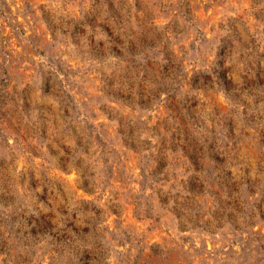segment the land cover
<instances>
[{"label": "clouds", "instance_id": "obj_1", "mask_svg": "<svg viewBox=\"0 0 264 264\" xmlns=\"http://www.w3.org/2000/svg\"><path fill=\"white\" fill-rule=\"evenodd\" d=\"M20 14L0 17V81L26 73L0 82V264H264V0Z\"/></svg>", "mask_w": 264, "mask_h": 264}, {"label": "rangeland", "instance_id": "obj_2", "mask_svg": "<svg viewBox=\"0 0 264 264\" xmlns=\"http://www.w3.org/2000/svg\"><path fill=\"white\" fill-rule=\"evenodd\" d=\"M26 2L27 0H13L12 8H8V9H5L4 12H0V17H3L5 15L11 16V21L9 20L4 21V24L7 26L4 28V31L7 32L10 29H13L15 26L21 25L25 21V16L20 13L24 11ZM17 6L19 7L17 8ZM13 9H16V12H14ZM13 21L15 23H13ZM17 72H19L21 75H26V73L24 72L23 63L16 65L15 70L12 72H9L7 69L4 70L3 75L7 77V79L4 81H0V82L5 84L9 92L12 90L11 81L15 78ZM261 230H264V229H261Z\"/></svg>", "mask_w": 264, "mask_h": 264}]
</instances>
